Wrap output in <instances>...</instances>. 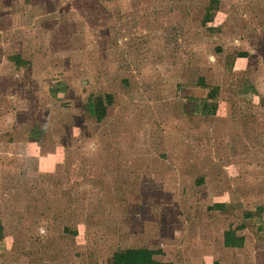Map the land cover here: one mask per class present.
Masks as SVG:
<instances>
[{
  "label": "rangeland",
  "instance_id": "obj_1",
  "mask_svg": "<svg viewBox=\"0 0 264 264\" xmlns=\"http://www.w3.org/2000/svg\"><path fill=\"white\" fill-rule=\"evenodd\" d=\"M133 247L264 264V0H0V264Z\"/></svg>",
  "mask_w": 264,
  "mask_h": 264
},
{
  "label": "trees",
  "instance_id": "obj_2",
  "mask_svg": "<svg viewBox=\"0 0 264 264\" xmlns=\"http://www.w3.org/2000/svg\"><path fill=\"white\" fill-rule=\"evenodd\" d=\"M210 18V16H209ZM244 52L241 55H245ZM202 80V79H201ZM217 88L215 86L211 87L210 92L206 95L207 98H214V94L216 93ZM198 91L195 95H200ZM100 111L104 113V107L102 106L101 100ZM206 103L202 104V111H206ZM220 205V204H216ZM244 238L242 235H237L235 232V228H228L223 232V244L224 246L238 247L243 244ZM155 250L149 249L147 247H133V248H125L116 250L113 252L111 260L108 264H177L172 261H161L153 257L155 254ZM201 264H219L217 261H213L211 263H201Z\"/></svg>",
  "mask_w": 264,
  "mask_h": 264
},
{
  "label": "crops",
  "instance_id": "obj_3",
  "mask_svg": "<svg viewBox=\"0 0 264 264\" xmlns=\"http://www.w3.org/2000/svg\"><path fill=\"white\" fill-rule=\"evenodd\" d=\"M181 91H182V89L184 90L183 92L185 93V94H187V95H192V94H195L194 92L196 91L195 90V88H185V87H180L179 88ZM92 102V105L94 106V108H93V114L95 115V114H97V112H96V107H95V101L93 100V101H91ZM98 111H100V109H98ZM31 141V140H30ZM260 210V209H259ZM235 228V227H234ZM233 228V229H234ZM228 228H226L225 230H227ZM240 229V228H239ZM223 232H224V230H223ZM223 232L221 233L222 234V237H221V241H222V245H223V247L224 248H227V249H241L242 247H244V242L245 241H243V244L241 245V246H238V247H231V246H224V244H223ZM235 232H236V234L237 235H242L243 236V234L242 233H238L237 232V229L235 228ZM243 238H244V236H243ZM245 240V239H244ZM260 264V263H259Z\"/></svg>",
  "mask_w": 264,
  "mask_h": 264
}]
</instances>
